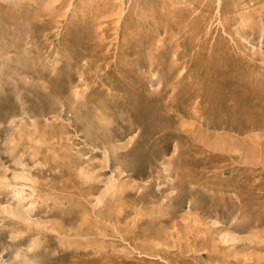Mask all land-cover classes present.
<instances>
[{
  "label": "rangeland",
  "instance_id": "374dc122",
  "mask_svg": "<svg viewBox=\"0 0 264 264\" xmlns=\"http://www.w3.org/2000/svg\"><path fill=\"white\" fill-rule=\"evenodd\" d=\"M216 3L0 0V264H264V0Z\"/></svg>",
  "mask_w": 264,
  "mask_h": 264
},
{
  "label": "bare ground",
  "instance_id": "6f19581e",
  "mask_svg": "<svg viewBox=\"0 0 264 264\" xmlns=\"http://www.w3.org/2000/svg\"><path fill=\"white\" fill-rule=\"evenodd\" d=\"M217 1V3H216V5L218 6V10H217V14H219V15H216L217 17L215 18L216 20H217V23L220 25V26H222V29H223V31H226V28L228 27V25H229V23H230V19L229 20H227V18H220V14L221 13H223L222 11H220V2H221V0H216ZM223 2H225V1H223ZM228 3H230V5H228V6H231V5H233V7H234V11L236 12L237 11V14H236V17L234 18V19H238V25H240L241 23H243V25L245 26L247 23H248V21L251 19V17H253V16H255L254 14L255 13H253L252 11L251 12H241L240 13V11L241 10H243V9H247V8H250L251 6H254L255 5V3H256V0H226V5L228 4ZM198 4V3H197ZM184 7H185V5H184ZM187 9V8H186ZM261 9V8H260ZM185 10V9H184ZM251 10H252V8H251ZM258 10V9H257ZM186 11V10H185ZM188 11V10H187ZM189 11L191 12L190 13V18H188V26H189V24L191 25V28H192V31H194L195 29H197L196 28V23H197V21H198V19H203V21L205 22L206 21V14H204L200 9H199V7L198 6H192L191 8H189ZM245 11V10H244ZM184 12V11H183ZM207 12V11H206ZM225 12H227V11H225ZM224 12V13H225ZM256 12V11H255ZM205 15V16H204ZM226 15V14H225ZM258 15H259V17L261 18V20H262V24H264V8L262 9V10H260V12H258ZM224 16V15H223ZM119 17V16H118ZM234 17V16H233ZM119 19H121V18H119ZM214 19V20H215ZM232 19V18H231ZM170 20V19H169ZM236 21V20H235ZM168 22V21H167ZM210 21H208L207 22V26H208V24L210 25V23H209ZM253 22V21H252ZM251 22V23H252ZM116 23L117 22H115V25H116ZM119 23V22H118ZM166 23V22H165ZM235 23H237V22H235ZM250 23V22H249ZM172 24V23H171ZM261 24V25H262ZM186 25V24H185ZM248 25V24H247ZM117 26V25H116ZM193 26V27H192ZM250 26V25H249ZM263 27H264V25H262ZM172 28V27H171ZM241 28V27H240ZM242 28H243V26H242ZM247 28H249V27H247ZM252 28H253V25H252ZM136 30V29H135ZM208 30H209V27H208ZM242 30V29H241ZM245 30V29H244ZM98 31V30H97ZM133 32V31H132ZM174 32H175V30H174ZM115 33H117V32H115ZM191 35V34H190ZM101 38V37H100ZM116 39V38H115ZM112 40V39H111ZM109 46V45H108ZM108 50H109V48H108ZM114 53V52H113ZM174 53V52H173ZM107 54H111L110 52H107ZM160 55H161V53H160ZM160 58V57H159ZM162 60V59H161ZM160 60V61H161ZM163 61V60H162ZM162 61L160 62L161 64H162ZM175 61V60H174ZM179 62V61H178ZM176 66V65H175ZM103 67H101V66H97V70L95 69V71H94V75H96V76H98V71L99 70H101ZM173 65L172 66H170V68H169V70H170V73H172V71H173ZM171 69H172V71H171ZM85 74V72H82V75H84ZM169 75V74H168ZM102 78V77H101ZM91 227V226H90ZM83 228V227H82ZM81 230H83V229H81ZM87 230V229H86ZM88 231V230H87ZM93 234H94V232H92ZM96 233V232H95ZM98 234L99 235H102L103 236V234L101 233V232H99L98 231ZM94 236H95V234H94ZM98 241V240H97ZM99 243V242H98ZM86 246L87 245H85L84 246V248H86ZM99 247H100V245H98ZM101 250V249H100ZM99 250V251H100ZM141 252V251H140ZM100 254L101 253H98L97 255L98 256H100ZM101 257V256H100ZM105 257V256H104ZM107 258V257H106ZM108 259V258H107ZM93 263V262H92Z\"/></svg>",
  "mask_w": 264,
  "mask_h": 264
}]
</instances>
